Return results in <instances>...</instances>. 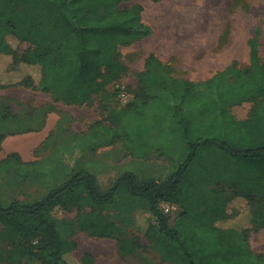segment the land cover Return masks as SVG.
<instances>
[{"label":"trees","instance_id":"16d2710c","mask_svg":"<svg viewBox=\"0 0 264 264\" xmlns=\"http://www.w3.org/2000/svg\"><path fill=\"white\" fill-rule=\"evenodd\" d=\"M239 5L246 8L245 0H232L231 9ZM142 12L134 0H0V89L25 88L66 106L89 105L127 75L119 49L151 36ZM259 39L256 28L247 41L246 66L232 61L199 83L173 77L149 55L130 100L109 113V127L96 126L110 137L109 146L122 140L137 159L165 158L173 166L171 175L139 184L133 172L124 171L99 194L97 176L88 169L94 171L95 162L59 173L52 157L50 170L61 178L56 185L33 201L0 203V237L11 242L10 254L0 249V262L68 264L66 257L77 248L72 237L82 232L114 240L126 264H264V254L249 244L251 233L264 231ZM4 73L12 80H1ZM243 103L252 106L246 119L237 120L231 109ZM2 118H11L8 108ZM120 196L149 215L142 237L129 230L138 229L131 217L119 226L104 215ZM236 199L245 201L250 226L219 228L232 218L227 210ZM161 204L177 207L173 226ZM55 210L76 216L58 220L51 214ZM81 262L92 264V257L85 254Z\"/></svg>","mask_w":264,"mask_h":264},{"label":"rangeland","instance_id":"374dc122","mask_svg":"<svg viewBox=\"0 0 264 264\" xmlns=\"http://www.w3.org/2000/svg\"><path fill=\"white\" fill-rule=\"evenodd\" d=\"M134 3L142 6L143 22L152 34L139 43L119 49L120 60L128 69L127 75L117 85L108 87L106 94L95 97L89 105L66 106L61 102L55 103L50 95L25 88L0 89L2 205L36 200L61 180L60 177L55 178L50 170L51 156L43 153L48 146H41L40 143L46 134L53 137L56 131L62 129L63 118L70 124L66 126L67 132L87 130L86 137L94 146L100 145L104 149L113 147L116 151V159L108 157L102 167H93L97 171L99 194H106L124 171L133 172L139 184L151 179L162 182L171 175L173 166L165 158L137 159L129 154L122 140L109 146L110 137L96 126H110L107 121L109 113L125 104L120 99L121 94L131 97L137 86L136 76L143 71L144 61L149 55L167 65L173 77L199 83L224 70L232 61H237L241 67L246 66L247 41L259 28V53L264 64V0H245L246 8L239 5L236 9H231L232 0H134ZM8 41L16 47V42L9 38ZM24 49L20 47L19 51ZM9 76V73H4L1 80H12ZM251 106L250 103H243L233 107L231 114L237 120H244ZM7 108L11 118L5 121L2 117ZM42 114L44 120L41 126L38 120ZM117 153H120L119 156ZM122 153H125L124 157ZM13 155H17L19 160ZM39 162L48 169H40ZM160 209L167 216L169 225L173 226L177 207L161 204ZM227 212L232 214V218L219 222V228L242 230L250 226L251 217L244 203H233ZM51 214L58 220L67 221H73L76 216L74 211L63 210H55ZM104 215L119 226L126 224L131 217L138 229L134 231L130 226L129 230L139 237H142L147 221L151 220L143 209L124 196L117 197ZM1 231L0 226V234ZM72 240L77 248L66 257L68 264H82L85 254L92 257V264H126L120 258L114 240L93 238L82 232H77ZM249 244L253 252L264 254V231L251 233ZM0 249L10 254L11 242L0 237ZM23 264L38 263L25 259Z\"/></svg>","mask_w":264,"mask_h":264},{"label":"crops","instance_id":"0c3cea01","mask_svg":"<svg viewBox=\"0 0 264 264\" xmlns=\"http://www.w3.org/2000/svg\"><path fill=\"white\" fill-rule=\"evenodd\" d=\"M62 124V131H56L53 137H49V134H46L45 138H43L42 143H40L41 146H48L45 148L46 150L43 153L46 154V156L49 154L51 158H54L55 156V159L53 161L59 162V165L57 167L60 170L59 173H61V170L65 169H68L70 173L72 170L83 168V166L86 167L85 165H92L94 162L96 163V165L98 164L97 167H102V163L107 160L108 157L116 159V151L113 147H109L106 149L99 148L94 152L93 148L91 147V141L86 137L87 130L85 132L77 133H73L72 131L67 132L69 130L66 126L70 124L68 122H64L63 120ZM60 133H64L65 135H62ZM119 154L120 153H117V156H119ZM124 156L125 153H122V157ZM45 159H48V157H46ZM117 159H119V157H117ZM38 164L40 169H48L47 167H45L44 163L39 162ZM88 169L91 170L92 174L97 176V171H93L91 168ZM238 202L245 204V201L242 199H236L232 202V204Z\"/></svg>","mask_w":264,"mask_h":264},{"label":"built area","instance_id":"2783aa9c","mask_svg":"<svg viewBox=\"0 0 264 264\" xmlns=\"http://www.w3.org/2000/svg\"><path fill=\"white\" fill-rule=\"evenodd\" d=\"M130 98H131V97H129V96H125L124 94H121V95H120V99H122V101H123L124 103L128 102V101L130 100Z\"/></svg>","mask_w":264,"mask_h":264}]
</instances>
